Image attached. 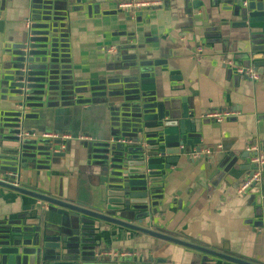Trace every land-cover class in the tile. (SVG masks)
Returning a JSON list of instances; mask_svg holds the SVG:
<instances>
[{"label": "crops", "instance_id": "crops-1", "mask_svg": "<svg viewBox=\"0 0 264 264\" xmlns=\"http://www.w3.org/2000/svg\"><path fill=\"white\" fill-rule=\"evenodd\" d=\"M59 1L0 0V22H3L0 55L5 59L2 64L10 69L8 73L14 72L12 53L23 40L24 22L33 20L36 27H43L47 22L59 23L62 19L61 24L66 26L62 32L66 34L67 50L59 57H63L61 62L68 82L78 88L83 103L70 104L72 107L65 111L66 117L62 119V136L69 137L67 147L61 150L66 151L65 158L53 160L49 167L37 165V161L43 159H24L25 169H21L12 184L50 198L91 207L102 208L105 200H114L108 196L109 186L101 185L105 176L100 174L104 167L100 160L107 158V166H110L118 151L107 149L108 157L100 153L103 146L111 145L114 140L118 109L123 110L125 116L131 115L124 102L133 99L130 75L137 66H147L156 76L163 75L164 91L159 93L165 97L186 98L201 114L232 111L236 115L220 123L207 120L200 150L209 153L194 161L185 157L178 170L171 169L170 177L157 183L150 203L154 207L140 226L162 230L175 239L238 259L248 260L263 254L264 204H254L258 190L250 188L239 195L236 189L249 179L248 172L241 170L250 161H245L244 156L247 153L260 155L264 149V60H252L249 44L239 42L237 34L230 33L224 41L217 39L215 33L219 30L221 34L223 24L239 20L232 15L235 6L218 0H165L160 8L132 14L121 12L115 0H87L85 4L82 0ZM226 29L230 32L229 27ZM44 46L46 44H38L40 49L34 51L43 52L41 47ZM109 48L116 52L108 53ZM197 48L203 50L201 62L192 55ZM4 53H8L7 57ZM40 58L37 56L34 60ZM220 58L236 67L253 68L260 80L253 83L236 76L232 69L220 63ZM158 60L171 64L178 72L180 87L171 85L169 68L149 70L148 65ZM67 87L70 86L67 84ZM102 88L103 92L95 93L115 95L106 105H102V98L90 99L89 96L91 90ZM0 104L5 107L2 115L9 119L12 102ZM91 106L95 107L90 109ZM28 114L34 115L33 109H28ZM47 114L50 117L49 112ZM50 119L44 134L57 133L52 130L57 123L51 125ZM75 133L77 137L73 139ZM79 136L96 140L98 145L92 147L91 154L78 141ZM28 147H33V142H28ZM54 150L59 152L57 147L52 152ZM191 151H196L195 147H191ZM23 172L28 174L27 185L22 184ZM261 180H264V172ZM80 189L83 194L79 193ZM38 205V201L0 188V230H19L20 234L9 237L24 250L33 248L31 232L35 231L36 222H32L35 219L31 208ZM28 215L33 219L24 218ZM58 222V216L48 213L38 225L55 228ZM94 224L90 236L101 252L118 256L145 252L165 264H219L177 245L113 225Z\"/></svg>", "mask_w": 264, "mask_h": 264}, {"label": "water", "instance_id": "water-1", "mask_svg": "<svg viewBox=\"0 0 264 264\" xmlns=\"http://www.w3.org/2000/svg\"><path fill=\"white\" fill-rule=\"evenodd\" d=\"M55 1L60 3L59 0ZM82 1V4H85L87 0ZM227 2L235 6L232 15L239 20L223 24L221 34L219 30H215L216 38L227 41L230 33L237 34L240 37L239 42L249 44L252 60L263 61L264 0H248L247 8H242L235 0ZM29 21L34 23L33 20ZM62 22V19H59V23L47 22L43 27L33 24L29 31L30 41L24 30L22 42L12 53L15 59L11 69L14 72L8 73L10 69L2 64L5 59L0 55V103L9 101L13 104L12 116H9V119L2 115L5 107L0 104V188L41 203V206L31 208L35 219L32 222H36L33 225L36 229L31 232L34 239L30 244L33 248L24 250L18 242L10 239V234H20L19 230H0V264H165L162 260L147 256L145 252L133 256H102L101 250L90 236L95 222L127 229L163 243L189 249L218 261L219 264H264V253L248 260L238 259L175 239L163 234L162 230L140 226L142 221L150 216L149 210L154 207L150 206L153 201L152 190L160 180L165 182L170 177L171 169L178 170L183 165L185 155L191 151V147H195L196 152L200 153L201 134L207 126V119L202 117L204 113L201 114L188 99L165 97L163 93L160 94V90L164 91L163 75L156 76L146 69L147 66H137L130 75L129 85L133 90V99L124 102L131 115L125 116L124 111L118 109L119 121L114 125V140L111 145L103 146L100 153L108 157L107 149L118 151L115 159L110 161V166H107V158L100 160L104 162V167L107 166L100 169L101 176H105L101 179V185L109 186L108 196L114 200H105L102 208L91 207L50 198L12 184L17 180L21 169H25L24 159H43L37 161V165L49 167L53 160L64 159L66 156V151L52 152V149L55 146L67 147L68 142L40 138L48 130L45 128L50 118L47 112L44 114L43 128L27 131L24 127L26 118L40 119L39 114L28 116V109H56L67 106L71 108L70 104L81 103L78 88L68 82L61 62L63 57H59L60 53L64 54L67 50L66 34L62 32L66 26L61 24ZM2 23L1 21L0 28ZM226 27L230 28V32H227ZM28 41L31 43V52L26 54L25 45ZM38 44H46L41 47L45 51L35 52L34 49H40ZM258 52L261 54H256ZM4 54L7 57L8 53ZM26 56L29 58L26 59ZM37 56L41 57L40 60H34ZM148 66L149 70L169 68L171 85L181 86V77L172 69L171 64L169 66L165 61L158 60ZM22 81H25V86L21 84ZM66 83L70 87H67ZM21 89L24 91H20ZM98 91L103 92L104 88L91 90L89 96L90 99L102 98V105L108 104L109 99L115 97L107 92L96 94ZM19 107H22V110ZM42 129L44 132H41ZM23 134L26 135L25 138ZM28 142H33V147H28ZM81 143L90 151L88 154H91L92 147L98 145L96 140ZM116 146L120 148H115ZM27 151H32V154L28 155ZM263 152L264 149L261 153ZM256 156L257 153H247L243 159L249 161L251 157ZM97 165L100 166V163ZM241 170L247 171L249 178L260 170L262 177L264 166L249 163L244 164ZM261 177L251 187L259 192L254 203L257 206L264 204V180H261ZM48 213L59 217L55 228L38 225ZM26 217L32 218L30 215L24 218ZM148 251L153 253V250Z\"/></svg>", "mask_w": 264, "mask_h": 264}, {"label": "built area", "instance_id": "built-area-1", "mask_svg": "<svg viewBox=\"0 0 264 264\" xmlns=\"http://www.w3.org/2000/svg\"><path fill=\"white\" fill-rule=\"evenodd\" d=\"M115 1L117 4V8L121 12L135 14V13L145 11V10H150L153 8H160V7H162V4H164L165 0H115ZM218 1L227 2V1H234V0H218ZM235 1H238L242 8H247L248 0H235ZM31 26H33V23L31 21L26 20L24 22V30L28 34L29 41L31 40V37L29 36V31L31 29ZM29 41L25 45L26 46V49H25L26 54L31 52V49L29 48L31 43ZM181 42L183 43V40ZM107 52L112 53V52H116V50L109 48ZM192 55H193V58L197 62H201L203 59L202 48H197L192 53ZM28 58H29V56H26V59H28ZM223 59L224 58L219 59L220 63L222 65L232 69L236 76L243 78L245 80H248L250 82H253V83H256L260 80V76L258 75V73L253 68L236 67L233 65V63L225 62ZM21 84H23L25 86V81H22ZM20 91H24V90L21 89ZM19 109L22 110V107H19ZM235 115H236V112H232V111H212V112H208V113L204 114L202 117L204 119H207L210 122L220 123L222 121H225V120H228V119L234 117ZM23 137L25 138L26 135L23 134ZM40 138L44 139V140H50V141L61 139L64 142L69 140L68 139L69 137L62 136V135L59 136L57 134H43L40 136ZM91 140L92 139L89 137H84V136L78 137V141H80V142H91ZM55 147H57L59 152H61V150H63V149L65 150V147H63V146H55ZM208 153H209L208 150H200V153H197L196 151H190L187 155H185V157L189 160L194 161L195 159L200 157V155L204 156V155H207ZM249 160H250L249 163L252 165H257L259 167L264 166V152L261 153L260 155L257 154L256 157H251ZM260 177H261V171L259 170L251 178H249L248 180H246L242 184H240V186L237 187L236 192L239 195L243 194L244 192L249 190L253 184L257 183L259 181ZM14 186H18V185L15 184ZM38 206H41L40 202H39ZM101 255L105 256V257L133 256L132 253H122V254H119V256H118V255L108 253V252H102Z\"/></svg>", "mask_w": 264, "mask_h": 264}, {"label": "rangeland", "instance_id": "rangeland-1", "mask_svg": "<svg viewBox=\"0 0 264 264\" xmlns=\"http://www.w3.org/2000/svg\"><path fill=\"white\" fill-rule=\"evenodd\" d=\"M95 106H91V108H93ZM70 108V106H67V107H58L56 109H45V108H42V109H33V114H39L40 115V119H33V118H26L24 120V127H25V130L27 131H30L31 129H36V128H43L44 126V123H43V118H44V114L45 112H49L50 114V122H51V125L53 124V122H55V124L57 123V126L52 128L53 131L57 132L56 134L61 136L63 134V131L61 130V124H62V119L64 117H66L65 115V111ZM82 109V108H81ZM80 109V110H81ZM89 109V110H90ZM41 132H44V130L42 129ZM77 137V134L75 133L73 135V139H76ZM95 141V139H93ZM189 161V160H187ZM36 175V174H35ZM27 177H28V174L27 172H23V178H22V184L23 185H27ZM80 194H83V192L79 191ZM77 197V196H76Z\"/></svg>", "mask_w": 264, "mask_h": 264}]
</instances>
